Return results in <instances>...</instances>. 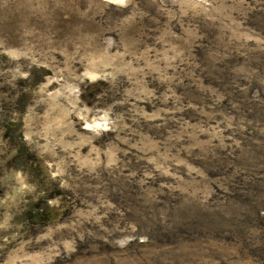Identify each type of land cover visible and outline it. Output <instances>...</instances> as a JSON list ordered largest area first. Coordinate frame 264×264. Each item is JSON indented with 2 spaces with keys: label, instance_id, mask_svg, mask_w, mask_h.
<instances>
[{
  "label": "rangeland",
  "instance_id": "1",
  "mask_svg": "<svg viewBox=\"0 0 264 264\" xmlns=\"http://www.w3.org/2000/svg\"><path fill=\"white\" fill-rule=\"evenodd\" d=\"M0 264H264V0H0Z\"/></svg>",
  "mask_w": 264,
  "mask_h": 264
}]
</instances>
